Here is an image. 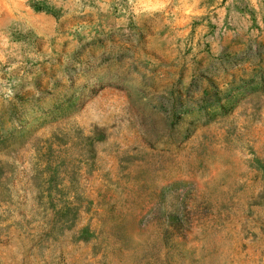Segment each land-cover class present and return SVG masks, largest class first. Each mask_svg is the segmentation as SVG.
<instances>
[{
	"label": "rangeland",
	"instance_id": "374dc122",
	"mask_svg": "<svg viewBox=\"0 0 264 264\" xmlns=\"http://www.w3.org/2000/svg\"><path fill=\"white\" fill-rule=\"evenodd\" d=\"M0 264H264V0H0Z\"/></svg>",
	"mask_w": 264,
	"mask_h": 264
}]
</instances>
